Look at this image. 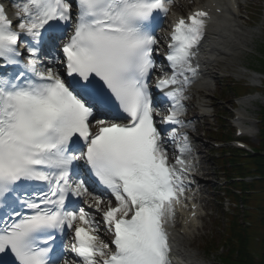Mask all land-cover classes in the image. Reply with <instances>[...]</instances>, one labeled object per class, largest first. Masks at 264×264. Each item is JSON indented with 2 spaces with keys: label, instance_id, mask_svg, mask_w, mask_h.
<instances>
[{
  "label": "snow or ice",
  "instance_id": "snow-or-ice-1",
  "mask_svg": "<svg viewBox=\"0 0 264 264\" xmlns=\"http://www.w3.org/2000/svg\"><path fill=\"white\" fill-rule=\"evenodd\" d=\"M172 3L20 0L15 26L0 4V264H171L165 225L190 145L180 136L169 165L149 77L150 28ZM207 16L175 23L172 75L156 81L171 101L161 124L184 126L182 89ZM168 136L175 143L177 128ZM81 159L92 184L74 167Z\"/></svg>",
  "mask_w": 264,
  "mask_h": 264
},
{
  "label": "rangeland",
  "instance_id": "rangeland-1",
  "mask_svg": "<svg viewBox=\"0 0 264 264\" xmlns=\"http://www.w3.org/2000/svg\"><path fill=\"white\" fill-rule=\"evenodd\" d=\"M193 4L194 0H177L174 4L173 12L178 13L182 8L185 7V9L182 11L184 12ZM259 13L260 15H258L257 17L256 15ZM259 20L261 23L258 22ZM234 25L236 28L235 33L232 36L233 43L231 45V48H228L229 54L226 56H216V59L224 63V65L221 67V70H217V73L219 74L217 75L218 87H216L215 89L211 87V90H204V92L201 91L202 88L197 89V92H201L200 94L205 96V100L202 99L203 96L201 95H196L193 100L194 106L198 108L206 105L208 107L207 111L209 112L210 116L204 119H200L198 122V125H201V128H203V130L205 131V141L209 142V144L206 145L207 149L205 150V152L209 149L211 150L209 152V156L205 155V160L208 161L206 165L209 166L210 170L212 171L209 181L210 185H208V187L204 189L206 191H204L203 194V197L205 199V206L207 205L205 214H207L208 216L205 217L201 224V227L202 225L206 226L205 229L200 230V232L205 234L203 239L200 240V244L203 245H205L206 242L211 240L213 237L220 235V228L222 227V223L224 221L223 219H227V217L224 218L223 213L225 210H227L226 208L228 207V204L224 205L220 202L219 191L221 185L219 183H224V179L219 167V162H221V160H217L216 158L219 154H215L214 150L212 151L214 143L209 139V130L220 125V122L216 121L214 118L215 112H220V114L221 112L225 113V110L222 109L224 107L229 111L230 118L233 114L231 110L232 104L235 102L233 101L234 97L230 92V85L232 83L236 85L239 83H243L240 82L241 80H239V78H241L242 76L254 75L252 73V70L258 71L262 69L261 52L262 50H264V0H249L245 4L242 11L241 20L234 22ZM228 77L230 78L228 79ZM255 82L259 83V81L257 80H255ZM217 99H221L225 102L217 104ZM245 101H242L243 105L254 110V113L252 111L249 115L252 122L254 121V127L258 131V124L255 126V124L257 123L256 113L259 112L260 106H264V98L261 97L259 102L256 103H252L251 99H249V101ZM212 106H214L215 109H213ZM198 112L199 109L195 111V114L197 115ZM237 113L242 117L244 116L248 118L245 115V108L239 107ZM258 143L259 141L257 135L249 137V144L252 147L257 146ZM248 207L251 206L248 205ZM195 230L194 233L198 232ZM209 260L214 261V263L216 262L217 264H221V261L217 257V255H210Z\"/></svg>",
  "mask_w": 264,
  "mask_h": 264
},
{
  "label": "trees",
  "instance_id": "trees-1",
  "mask_svg": "<svg viewBox=\"0 0 264 264\" xmlns=\"http://www.w3.org/2000/svg\"><path fill=\"white\" fill-rule=\"evenodd\" d=\"M260 123H261V144L260 147L256 149V157L252 160L251 169L255 171L251 172L250 174L256 175L260 177V181H254V183L248 185L247 183H240L238 184L239 187L242 188L243 192L248 190H256L260 191L259 193L255 191V195L244 194L241 198L243 201H247V203L251 200V205L259 204L263 211V218L261 220L260 226L264 229V108L260 114ZM244 170L246 168H243ZM241 170V171H244ZM249 174V171L248 173ZM251 197V198H249ZM249 198V199H247ZM230 232L231 237L235 240L236 244L233 243V239H225L226 242H230L229 246H232V259L235 260L236 264H264V231L259 236L261 237V243L258 247H255L253 243H248L249 238L246 236L247 229L242 227L237 221L231 227ZM252 232V231H251ZM228 231H226V234ZM259 235V234H258ZM252 238V235H251ZM229 240V241H228ZM236 255V256H234Z\"/></svg>",
  "mask_w": 264,
  "mask_h": 264
},
{
  "label": "bare ground",
  "instance_id": "bare-ground-1",
  "mask_svg": "<svg viewBox=\"0 0 264 264\" xmlns=\"http://www.w3.org/2000/svg\"><path fill=\"white\" fill-rule=\"evenodd\" d=\"M223 1L225 2V0H223ZM225 9H226V6H225ZM233 27H234L233 24L231 26L228 25V27H225L222 29L219 26L211 27V29L209 31V36L207 38L206 48L208 50H211L212 52H214V54H218L219 56H225L224 47L226 45H228V43L231 41L229 36L227 35V32L229 30H230V32L233 31ZM218 38H220V40H218ZM222 66H223V64L221 62L216 61V67L218 69H221ZM200 171L201 172L203 171L202 167H201ZM211 174H212L211 170L207 166H205L204 176H207V178L210 179L211 177H208V176H210ZM197 180H198V182H200V185L208 187V183L205 182L208 180H206L204 177H199ZM172 236H173V234H172ZM200 238H201V236L190 237L187 235L185 238L181 237V239L179 240V243L181 244L180 246L183 245L185 247L186 252L190 256H192V258L200 259V257H199L200 254L196 255L192 252H189V250L187 249V248L195 249L197 246L196 245L197 240Z\"/></svg>",
  "mask_w": 264,
  "mask_h": 264
}]
</instances>
